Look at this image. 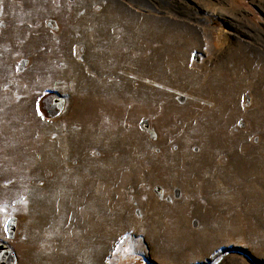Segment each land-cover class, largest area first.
<instances>
[{
  "label": "rangeland",
  "instance_id": "1",
  "mask_svg": "<svg viewBox=\"0 0 264 264\" xmlns=\"http://www.w3.org/2000/svg\"><path fill=\"white\" fill-rule=\"evenodd\" d=\"M4 243L264 264V0H0Z\"/></svg>",
  "mask_w": 264,
  "mask_h": 264
},
{
  "label": "water",
  "instance_id": "2",
  "mask_svg": "<svg viewBox=\"0 0 264 264\" xmlns=\"http://www.w3.org/2000/svg\"><path fill=\"white\" fill-rule=\"evenodd\" d=\"M52 103L59 111L63 108V97L60 95L52 96ZM0 258L2 264H17V255L14 250L7 244L4 243L0 247Z\"/></svg>",
  "mask_w": 264,
  "mask_h": 264
},
{
  "label": "bare ground",
  "instance_id": "3",
  "mask_svg": "<svg viewBox=\"0 0 264 264\" xmlns=\"http://www.w3.org/2000/svg\"><path fill=\"white\" fill-rule=\"evenodd\" d=\"M115 17V16H114ZM117 17V16H116ZM114 20V19H113ZM137 22V21H136ZM130 24L131 25H133V22H130ZM135 26H137V25H135ZM145 27V26H144ZM154 28V27H153ZM156 28V27H155ZM154 28V29H155ZM140 29V28H139ZM121 30H123L124 32H123V34H125L126 33V37L129 39V40H131V34H130V30H128V31H126L125 29H121ZM139 31V30H138ZM153 31V30H152ZM156 31V30H155ZM100 32V31H99ZM97 35V34H96ZM95 36V35H94ZM115 46V45H114ZM124 56H122L123 58H127V57H129V55H130V52L128 53V54H123ZM145 59L146 58H143V59H141V58H139V56H136L132 61L133 62H135V63H137V64H142V65H145ZM238 60V59H237ZM38 254H36V253H31V254H29V255H27V258H29L30 260H31V258L33 257V258H35L34 259V261L38 258ZM54 261H55V259H54ZM32 264V263H31Z\"/></svg>",
  "mask_w": 264,
  "mask_h": 264
}]
</instances>
